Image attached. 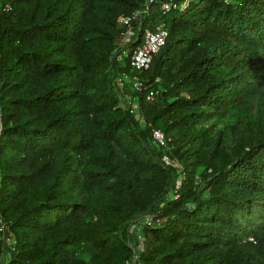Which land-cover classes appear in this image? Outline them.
Segmentation results:
<instances>
[{
    "label": "trees",
    "instance_id": "obj_1",
    "mask_svg": "<svg viewBox=\"0 0 264 264\" xmlns=\"http://www.w3.org/2000/svg\"><path fill=\"white\" fill-rule=\"evenodd\" d=\"M159 5L0 0V264H264V0Z\"/></svg>",
    "mask_w": 264,
    "mask_h": 264
},
{
    "label": "built area",
    "instance_id": "obj_2",
    "mask_svg": "<svg viewBox=\"0 0 264 264\" xmlns=\"http://www.w3.org/2000/svg\"><path fill=\"white\" fill-rule=\"evenodd\" d=\"M195 0H160V8L164 11H171L176 9H184L190 3L194 2ZM228 1V0H227ZM155 0H150V3H154ZM149 12V7L145 6L143 8H139L134 11L132 14L128 16H124L120 18V24L127 29L122 32V40L120 45H124L125 43L129 42L131 37L134 35V31L131 28V24L133 20H135L139 14ZM168 37V29L165 23H157L153 28H146L143 35V42L138 44L136 48L133 50L131 54V65L133 69L141 70L143 68H148L152 62L153 55L157 53L165 44ZM127 52H123L126 54ZM118 81L121 87L125 86V77L119 76ZM139 82H135V86H139ZM123 91V89H122ZM155 97V91L150 90L147 99L153 100ZM131 112L136 114L137 117H140V106L139 102L133 101L130 105ZM153 139L155 143L159 147H163L168 149L169 143L172 141L170 137H166L165 133L158 128L153 129ZM164 162L167 165H173L175 167H179V163L177 161L171 160L167 154L163 157ZM143 217L146 218V222L140 227V230L145 224H151L153 221V217L151 215H144ZM131 229V228H130ZM142 239V240H141ZM132 258L127 260L123 264H138V255L137 252L144 249V237H140V244L138 247H135L132 243ZM3 258H0V261Z\"/></svg>",
    "mask_w": 264,
    "mask_h": 264
},
{
    "label": "rangeland",
    "instance_id": "obj_3",
    "mask_svg": "<svg viewBox=\"0 0 264 264\" xmlns=\"http://www.w3.org/2000/svg\"><path fill=\"white\" fill-rule=\"evenodd\" d=\"M125 81H126V88H125V92H124V100L127 103L131 104L134 100H133V96L131 94V91H129L130 90L129 87H131V85L134 84V82L131 80V78H128V79L126 78ZM134 86H135V84H134ZM145 222H146V218L145 217H137L135 219L134 223L131 226V229H130V243H132L135 247H138V245L140 244V237L142 236L140 227Z\"/></svg>",
    "mask_w": 264,
    "mask_h": 264
}]
</instances>
